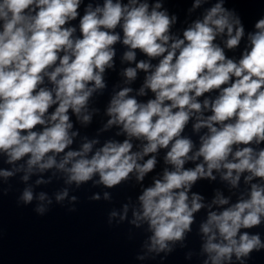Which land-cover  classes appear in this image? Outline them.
<instances>
[{
	"label": "clouds",
	"instance_id": "9594fccd",
	"mask_svg": "<svg viewBox=\"0 0 264 264\" xmlns=\"http://www.w3.org/2000/svg\"><path fill=\"white\" fill-rule=\"evenodd\" d=\"M80 3L81 0H0V152L7 155V163L27 156L29 173L34 167L43 172L55 166L68 174L66 183L77 186L98 173V182L112 188L134 170L137 179L143 180L154 169L156 158L143 164L138 160L171 144L165 162L175 170L165 169L163 178L143 191L139 196L142 213H133V223L148 221L153 232L150 250L164 251L169 241L184 238L193 223V213L203 207L199 202L202 198L196 194L191 205L188 203L187 191L198 178L215 179L213 170L223 168L226 172L222 178L233 186L244 172L251 173L245 177L246 182L254 177L264 179V148L256 151L248 146L264 142V18L255 23L256 31L248 35L250 47L236 62L226 58L224 49L214 43L227 30L226 47L234 49L244 36L240 18L225 9L222 2L208 10L202 21L187 28L183 39L169 35L176 18L158 11L161 3L149 11L148 3L137 6V0H129L127 5L105 0L103 7L95 10L88 5L79 20L81 35L73 37L76 29L65 25L78 17ZM200 4L201 0H195L193 7ZM117 26L123 31L122 43L130 49L124 54L125 60L134 61L136 49L151 58L162 57L140 89L141 95L145 88L150 89L155 99L140 103L128 96L131 88H124L107 109L109 126L122 125L128 137L143 138L146 144L142 152L133 153L129 139L122 143L109 141L88 158L86 154L96 143L92 141L84 143L79 151H67L57 163L56 155L64 153L76 135L69 134L73 127L69 110L80 118L92 93L105 86L102 74L111 67L115 55L111 46L121 39L114 31ZM150 67V63L140 61L136 68H127L124 75L133 80L137 68L147 72ZM45 77L54 85L51 90L38 87ZM214 90L219 93L214 100H197ZM53 105H57L55 110L48 114ZM202 109H209L211 115L205 118ZM192 113L201 114L194 129L207 128L208 132L200 137L199 150L189 156L193 142L181 133ZM82 120L87 123L90 116L83 115ZM38 125L43 126L42 130H34ZM238 145L245 146L234 150ZM199 157H203V163L184 169L186 161ZM0 175L9 177L13 173L2 171ZM23 179L26 181L28 175ZM67 195L65 190L56 199L63 200ZM39 199L44 200V194ZM22 200L25 204L33 200L30 189H25ZM214 203L224 205L228 200L218 197ZM37 211L43 213L44 208L38 207ZM261 217L264 186L256 183L251 185L249 199L219 214L210 212L201 231L207 236L204 251L211 264L231 261L233 255L241 260L253 250L264 249L259 234L240 233L241 228L260 225ZM217 235L221 239L214 242Z\"/></svg>",
	"mask_w": 264,
	"mask_h": 264
}]
</instances>
